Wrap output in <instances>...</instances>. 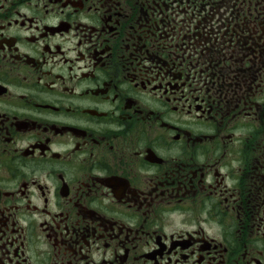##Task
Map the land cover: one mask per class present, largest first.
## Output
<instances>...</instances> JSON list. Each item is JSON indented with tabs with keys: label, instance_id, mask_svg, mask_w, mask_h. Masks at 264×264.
Masks as SVG:
<instances>
[{
	"label": "flooded vegetation",
	"instance_id": "1",
	"mask_svg": "<svg viewBox=\"0 0 264 264\" xmlns=\"http://www.w3.org/2000/svg\"><path fill=\"white\" fill-rule=\"evenodd\" d=\"M0 264H264V0H0Z\"/></svg>",
	"mask_w": 264,
	"mask_h": 264
}]
</instances>
